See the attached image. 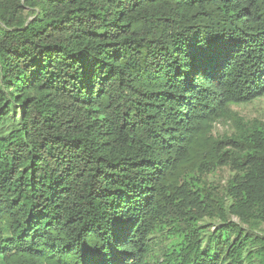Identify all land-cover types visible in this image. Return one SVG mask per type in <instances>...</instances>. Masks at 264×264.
I'll return each instance as SVG.
<instances>
[{
	"label": "trees",
	"instance_id": "obj_1",
	"mask_svg": "<svg viewBox=\"0 0 264 264\" xmlns=\"http://www.w3.org/2000/svg\"><path fill=\"white\" fill-rule=\"evenodd\" d=\"M261 98L264 0H0V264H264Z\"/></svg>",
	"mask_w": 264,
	"mask_h": 264
},
{
	"label": "rangeland",
	"instance_id": "obj_2",
	"mask_svg": "<svg viewBox=\"0 0 264 264\" xmlns=\"http://www.w3.org/2000/svg\"><path fill=\"white\" fill-rule=\"evenodd\" d=\"M233 110L237 112L241 117H243L246 121H253L258 119L264 122V98L256 100L255 102L247 105L235 106L233 107ZM231 130V125L221 123L216 126L215 135L229 134L231 133ZM229 175V170L223 169L210 176L209 178L212 182L215 183V186L221 188L223 187V185H225ZM211 223L212 222H208V227L206 229H211L212 231H215L216 227L212 226ZM170 242L171 240L167 241L166 239L160 237L156 245L154 246L155 252H158L160 255V253H162L165 249V246L168 247L170 245Z\"/></svg>",
	"mask_w": 264,
	"mask_h": 264
}]
</instances>
